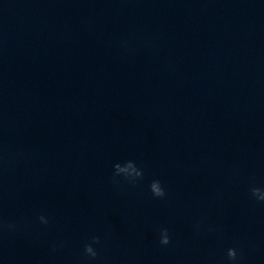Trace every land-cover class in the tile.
<instances>
[{
    "label": "water",
    "instance_id": "1",
    "mask_svg": "<svg viewBox=\"0 0 264 264\" xmlns=\"http://www.w3.org/2000/svg\"><path fill=\"white\" fill-rule=\"evenodd\" d=\"M127 160L144 178L117 187ZM251 186L264 0H0V219L19 225L0 233V264H229L228 248L264 264Z\"/></svg>",
    "mask_w": 264,
    "mask_h": 264
},
{
    "label": "clouds",
    "instance_id": "2",
    "mask_svg": "<svg viewBox=\"0 0 264 264\" xmlns=\"http://www.w3.org/2000/svg\"><path fill=\"white\" fill-rule=\"evenodd\" d=\"M124 46H127L126 42H124ZM144 175L143 168L139 167L133 160H127L123 163L116 162L113 165L112 183L113 185L119 187L122 181L118 178L122 177L124 181L134 186L138 181L144 178ZM148 187L153 198L163 199L167 196L166 189L158 179L152 180ZM249 192L253 199L258 202H264V188L251 186ZM37 219L41 225L46 226L50 223V218L44 213H41ZM18 228L19 225L17 223L0 219V233H14L18 230ZM194 228L197 232L214 230L211 226L206 227L202 222H198L194 225ZM171 242L172 239L169 229L161 228L159 230V244L161 246H168ZM94 245L102 246L100 236H92L90 238V242L85 243L83 246V256L90 262L98 261L100 259L98 248L94 247ZM63 246V242H54L51 245V250L56 252ZM226 256L229 264H242L244 259L242 252H238L237 248H228Z\"/></svg>",
    "mask_w": 264,
    "mask_h": 264
}]
</instances>
